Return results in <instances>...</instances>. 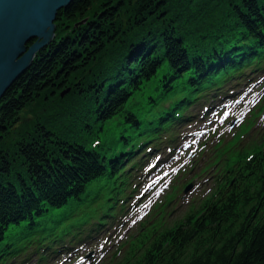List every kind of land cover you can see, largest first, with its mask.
I'll return each instance as SVG.
<instances>
[{
	"label": "trees",
	"instance_id": "obj_1",
	"mask_svg": "<svg viewBox=\"0 0 264 264\" xmlns=\"http://www.w3.org/2000/svg\"><path fill=\"white\" fill-rule=\"evenodd\" d=\"M257 54L264 0H74L0 100V242L6 229L79 199L104 174L111 182L125 146L153 130L144 118L162 100L181 88L191 96ZM118 118L129 126L92 147ZM248 154L234 157L245 176L233 190L154 234L123 264H264V151Z\"/></svg>",
	"mask_w": 264,
	"mask_h": 264
},
{
	"label": "water",
	"instance_id": "obj_2",
	"mask_svg": "<svg viewBox=\"0 0 264 264\" xmlns=\"http://www.w3.org/2000/svg\"><path fill=\"white\" fill-rule=\"evenodd\" d=\"M73 1L0 0V100L53 41L58 13Z\"/></svg>",
	"mask_w": 264,
	"mask_h": 264
},
{
	"label": "rangeland",
	"instance_id": "obj_3",
	"mask_svg": "<svg viewBox=\"0 0 264 264\" xmlns=\"http://www.w3.org/2000/svg\"><path fill=\"white\" fill-rule=\"evenodd\" d=\"M91 17L92 16H89L86 20L89 21L91 19ZM35 110H37V106L33 110H31V112L34 113ZM127 126H129V125H124V126H122V125H117V126L109 125L108 127H105L102 132H99L98 135L100 136V138L103 142H109L110 139L116 140L120 136L122 129L124 127H127ZM105 136L107 139L105 138ZM206 158H207V156H204L200 160L198 158L196 160L195 166L199 168L202 165V163L206 160ZM206 177H207L206 174L200 175V177L194 181V184L204 180ZM103 183H104V180L101 178L97 179L96 181L91 182L86 187L85 192L81 197V202L88 203L91 199H93L97 193L98 188H100L103 185ZM203 191H199L198 196L200 194H202ZM184 199L186 201H191L192 197H185ZM77 205H78V202L76 200H71L66 205L61 207L60 209L48 210L46 213H44L43 216L40 217L39 221L37 219H35V221H34V223H32V225H52L53 223H58V222L62 223L63 221L65 222L66 220L70 219V217H71L70 215L73 211H75V208L77 207ZM173 206H175V203H173ZM170 210H171V208H170ZM175 211H177V215L179 216L180 212L183 211L182 205L177 206ZM30 224H31V222H30ZM23 225H28V224L26 222H23L17 226L10 227L6 231V234H5L6 238L8 240H11L12 238H15L17 235L24 233L26 230L23 228Z\"/></svg>",
	"mask_w": 264,
	"mask_h": 264
}]
</instances>
